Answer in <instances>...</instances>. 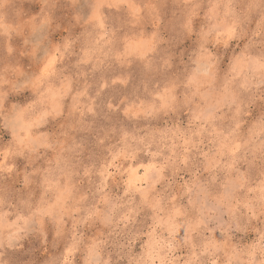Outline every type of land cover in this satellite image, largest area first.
I'll use <instances>...</instances> for the list:
<instances>
[{"label":"rangeland","instance_id":"1","mask_svg":"<svg viewBox=\"0 0 264 264\" xmlns=\"http://www.w3.org/2000/svg\"><path fill=\"white\" fill-rule=\"evenodd\" d=\"M54 2L57 7L49 13L55 21L54 43L70 41V46L61 52L43 96L35 90L21 91L14 94L13 102L32 105L29 119H38L44 110L52 113L38 125L36 134L52 133L56 148H40L31 159L9 157L13 172L7 177V191L0 190V264H50L63 258L73 237L95 243L97 258L105 261L123 255L126 264L129 255L135 253L146 264H193L198 258H213L203 247L211 240L219 245L213 251L220 260L238 259L244 264L249 259L244 253L253 245L260 246L259 220L250 218L247 209L234 207L235 200L229 203L218 178L238 168L240 174L249 177L248 187L241 190L242 195L237 193L238 198L241 203L248 198L256 203L264 181L259 152L264 135L256 121L243 115L240 128L229 136L222 127H216L228 123L223 117L231 110L222 105L215 124L198 121V126L185 132L191 115L185 106L183 115L176 114V121H183L182 128L177 123L180 130L176 131L172 121L161 127L150 118L130 119L120 105L148 106L170 81L181 83L178 91H182L189 76L203 72L196 62L198 51L176 39L188 14L194 12L197 19L205 20V31L218 17L220 22L235 20L249 33L257 27L259 9L249 12L243 0H230L231 8L223 6L212 14L206 5L217 0H195L199 6L194 9L188 7L193 0H125L123 7L101 9V26L90 19V10L84 15L79 3ZM218 2L227 5L229 0ZM39 11L38 0H7L6 7H0V22H19L21 16L28 20ZM210 15L212 19L207 20ZM14 39V35L6 38L5 43ZM224 39L217 49L219 61H224L225 55L230 61L244 45L237 41L225 48ZM212 47L217 48L215 38ZM224 67L228 68L227 62ZM258 87L254 82L250 92L256 94ZM208 103L215 104L216 98ZM129 125L136 135H129L125 141L123 132ZM220 133L228 137L227 141ZM221 143L227 147L221 149ZM237 144L239 151L233 155ZM152 163L164 169L159 183L137 186L156 199L162 198L155 231L150 227L151 213H141L138 222L127 229L123 224H112L104 234L86 227L81 217L88 214L92 204L100 202V189L109 198L122 197L131 170L140 169L143 175L141 166ZM4 186L5 176L0 175V188ZM60 192L64 198L58 203ZM82 196L87 199L82 200ZM114 215L120 219L118 208ZM150 232L151 237L147 235ZM86 255L74 252L71 260L75 264L79 257L83 264Z\"/></svg>","mask_w":264,"mask_h":264},{"label":"snow or ice","instance_id":"2","mask_svg":"<svg viewBox=\"0 0 264 264\" xmlns=\"http://www.w3.org/2000/svg\"><path fill=\"white\" fill-rule=\"evenodd\" d=\"M38 2L40 11L37 15L31 16L30 19L25 20L21 16L19 22L16 20L11 23L0 22V175L5 176V186L0 188L2 191H7V177L13 172V169L9 167L13 160H10L9 157L24 156L31 159V154L40 148H52L53 150L56 148V144L52 143V133L48 136L36 134L39 130L38 125L44 123L52 113L44 110L38 119H29L28 113L32 109V105H21L13 102L15 100L14 94L21 91L35 90L41 96L44 95V86L50 85L53 69L61 52L67 50L71 43L70 41L54 43L55 37L52 35V31L55 21L49 15L51 9L57 7L54 0H38ZM73 3H79L80 7L84 9L85 16L90 10V19L98 21L103 26L104 18L100 15L101 9L123 7L125 0H87L86 5L84 0H73ZM243 3L249 12L253 9H259L257 27L250 30L249 33L243 32L236 25L235 20L226 19L224 22H220L218 17L216 18L217 23L205 31V20L197 19L194 12L188 14L182 21L180 35L176 39L187 42V47L198 51L196 62L203 69V72L198 70L189 76L188 83L183 86L182 91H178L181 88V83L176 80L170 81V86H166L164 92L159 93L158 97L150 101L148 106L133 103L125 107L122 103L120 107L124 108L125 114L130 119L150 118L160 124L161 127L172 121L173 129L179 131L183 127V121L177 122L176 114L183 115V108L188 106L191 115L189 116L190 127L184 129L186 132L191 130L192 126H198L196 125L198 121H210L215 124L220 106L226 105L231 110L229 113H225L223 117L224 120L228 121L227 126L216 125V127H222L223 131H227L228 135L231 136L240 128L242 116L248 114L252 120L256 121L262 135H264V0H259V3L256 0H243ZM6 5L7 0H0V7H6ZM198 6L199 4L195 0L188 4V7L193 9ZM223 6L231 8L230 0L227 5H222L218 0L206 5L212 14H215L216 10ZM225 15L227 17V13ZM211 19V15L207 17V20ZM13 35L15 39L6 44V38L11 39ZM224 37H226L223 40L225 48L237 41L244 45L243 51L239 55H234L230 61L226 55L224 61H219L220 53L217 49ZM213 38H215L217 45L216 49L212 47ZM214 52L215 55H213ZM225 62L228 63L227 69L224 67ZM237 77L241 79H237ZM254 82L259 85L256 94L250 92ZM193 86H195V91L192 90ZM201 89L204 91L202 92ZM48 91L52 92L53 90L49 87ZM212 97L216 98L215 104L208 103ZM193 105L197 107L193 108ZM254 108L256 110H253ZM177 123L180 128H177ZM129 135L133 138L136 135L131 125L123 132L125 141ZM218 135L223 141H227L228 137L223 136L222 133ZM153 140H155V136H153ZM220 147L224 149L227 144L221 143ZM239 148V144L235 145L233 155L239 151ZM259 152L260 173L264 176V140L261 142ZM141 167L143 168V175L140 174V169L133 168L131 170L122 197L117 196L112 199L108 197V193L104 189L99 190L100 202L92 204L88 214L81 217L86 222V227H92L104 234L112 224H123L124 228L127 229L129 224L138 222L136 218L141 213L145 216L151 213L153 223L150 227L153 231L156 230L158 213L162 209V198H154L150 192H144L137 185L159 183V178L164 173V169L157 167L154 163L147 167ZM218 179L229 203L231 204L235 200L234 207H237L238 210L247 209L248 213L251 214L250 218L259 220L260 246L256 248L253 245L244 253L249 257L244 264H264V181H261L260 195L256 203H252L251 198L241 203L237 193L242 195L241 190L248 187L249 177L247 174H240L239 169L235 168L225 177ZM27 182L28 179L26 178ZM60 183L63 184L62 181ZM137 193H139L138 196ZM63 198V192L57 194L58 203ZM81 199L86 200L87 198L82 196ZM121 200L126 201V204L120 203ZM66 207L67 204H65ZM117 208L119 209V220L115 219L114 215ZM178 212L179 210H177ZM159 219L163 218L159 217ZM56 231L59 235L61 232L59 225L56 226ZM77 231H79L78 226ZM172 231H175L174 227ZM108 234L111 235V233ZM147 235L151 237L152 233H147ZM92 240L96 241L97 237L93 235ZM223 242L227 244L226 240ZM141 244H144V241H141ZM203 247L204 252L210 253L213 258L210 260L198 258L193 264H240L238 259L235 261L232 259L220 260L216 251H213V249L218 250L219 245L214 244L211 240ZM74 252L87 253L83 264H125L123 255L115 260L98 259L99 253L95 243L89 244L87 240L77 241L74 237L72 244L66 246L63 258H58L50 264H73L71 257ZM75 264H81L79 257H77ZM126 264H146V262L142 258H136L135 253H131Z\"/></svg>","mask_w":264,"mask_h":264},{"label":"bare ground","instance_id":"3","mask_svg":"<svg viewBox=\"0 0 264 264\" xmlns=\"http://www.w3.org/2000/svg\"><path fill=\"white\" fill-rule=\"evenodd\" d=\"M202 71V70H201Z\"/></svg>","mask_w":264,"mask_h":264}]
</instances>
